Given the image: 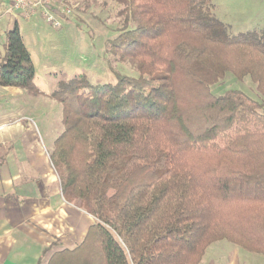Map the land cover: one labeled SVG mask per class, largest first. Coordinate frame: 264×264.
Wrapping results in <instances>:
<instances>
[{
    "label": "trees",
    "instance_id": "obj_1",
    "mask_svg": "<svg viewBox=\"0 0 264 264\" xmlns=\"http://www.w3.org/2000/svg\"><path fill=\"white\" fill-rule=\"evenodd\" d=\"M106 50L138 75L61 80L63 131L50 154L65 199L95 218L47 264H200L228 240L264 255V104L212 87L227 72L264 95V30L233 33L213 0H116ZM16 24L0 86L37 94Z\"/></svg>",
    "mask_w": 264,
    "mask_h": 264
},
{
    "label": "rangeland",
    "instance_id": "obj_2",
    "mask_svg": "<svg viewBox=\"0 0 264 264\" xmlns=\"http://www.w3.org/2000/svg\"><path fill=\"white\" fill-rule=\"evenodd\" d=\"M51 2L59 25L48 22L40 11L27 17L20 11H12L10 0H0V52H3L7 31L17 24L31 53L36 71L34 83L39 91L34 94L24 89L0 86V120L1 106H6L9 111L15 109V112L18 107L19 112L16 113L20 115L24 129L26 125L36 133L41 151L48 154L50 161L55 139L63 131V106L51 95L61 80L84 75L94 84L116 83L122 75H138L134 63L126 59L119 61L106 50L107 40L117 34L121 23L118 13L121 5L116 0ZM213 4L217 17L229 24L233 33L264 30V0H213ZM226 89H239L264 104V95L258 92L248 75L239 79L232 72H227L212 87L216 94ZM18 101L23 104L18 105ZM9 116L11 119L14 114L10 112ZM20 123V120L13 119L7 130H15ZM50 163L55 169L52 161ZM57 180L59 183L58 174ZM207 259L209 264H227L232 259L236 264H264L263 254L248 251L225 239L212 243L200 264H206Z\"/></svg>",
    "mask_w": 264,
    "mask_h": 264
},
{
    "label": "crops",
    "instance_id": "obj_3",
    "mask_svg": "<svg viewBox=\"0 0 264 264\" xmlns=\"http://www.w3.org/2000/svg\"><path fill=\"white\" fill-rule=\"evenodd\" d=\"M1 110L0 264H47L51 252L78 246L95 218L65 199L57 171L36 133L26 125L24 129L19 108ZM13 119L20 126L7 130ZM227 264L236 263L232 259Z\"/></svg>",
    "mask_w": 264,
    "mask_h": 264
},
{
    "label": "built area",
    "instance_id": "obj_4",
    "mask_svg": "<svg viewBox=\"0 0 264 264\" xmlns=\"http://www.w3.org/2000/svg\"><path fill=\"white\" fill-rule=\"evenodd\" d=\"M10 9L20 11L30 17L40 11L44 18L53 25H59L55 12L52 9L51 0H10ZM68 12L70 10L66 9Z\"/></svg>",
    "mask_w": 264,
    "mask_h": 264
}]
</instances>
